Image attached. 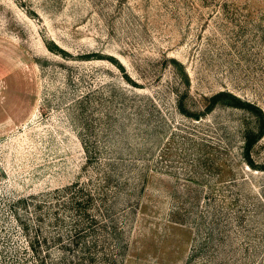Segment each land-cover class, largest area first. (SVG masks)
<instances>
[{
	"label": "rangeland",
	"instance_id": "1",
	"mask_svg": "<svg viewBox=\"0 0 264 264\" xmlns=\"http://www.w3.org/2000/svg\"><path fill=\"white\" fill-rule=\"evenodd\" d=\"M261 113L264 0H0V264L72 262L43 200L78 181L100 264H264Z\"/></svg>",
	"mask_w": 264,
	"mask_h": 264
},
{
	"label": "trees",
	"instance_id": "2",
	"mask_svg": "<svg viewBox=\"0 0 264 264\" xmlns=\"http://www.w3.org/2000/svg\"><path fill=\"white\" fill-rule=\"evenodd\" d=\"M224 95L223 93H217L213 97L214 102L224 100L221 99ZM234 99L239 100L237 97H234ZM238 102L240 101L228 104L238 107L240 105ZM259 111L262 112L261 109ZM261 116L264 118L263 113H261ZM262 135H264V129L257 133L249 131L246 135L244 150L250 160V152ZM106 183H109V180ZM43 203L47 208L50 232V236L44 238V242L64 243V249L74 253L70 264H100L96 258L99 249L98 243H109V240L113 239L108 234L109 225L107 220L113 219H111L108 208L110 193L107 190V185L93 191L90 184L81 181L74 182L68 186L45 193ZM115 228L114 225L113 229L121 239V230ZM37 242L39 243V241ZM87 243L94 244L87 245ZM103 255L102 264H117L118 255L116 253L106 251L103 252Z\"/></svg>",
	"mask_w": 264,
	"mask_h": 264
}]
</instances>
